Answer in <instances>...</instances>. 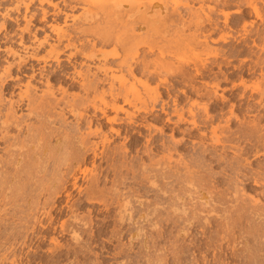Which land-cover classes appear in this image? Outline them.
Segmentation results:
<instances>
[{
    "label": "bare ground",
    "instance_id": "bare-ground-1",
    "mask_svg": "<svg viewBox=\"0 0 264 264\" xmlns=\"http://www.w3.org/2000/svg\"><path fill=\"white\" fill-rule=\"evenodd\" d=\"M82 1H87L90 4L94 3L93 5L95 10L93 9V7H90L88 9L87 14L79 20V26L74 29V32H69L68 30H63L61 28L53 26V33L56 37L55 43L53 45H49L50 43L48 42V36L45 37L44 42H40L38 45L35 44L36 46H33V44H26V42L28 43V40L30 39L29 35V39L25 41L24 34L26 31H23L22 34L20 33L19 37H17L18 39L15 38L17 35H13L14 33H8L9 30L7 32V21H17L16 17L15 19L12 18L9 12L2 15L3 22L0 23V245H4L11 239H17V237L20 236L21 238L23 237L22 245L24 247H28V244L30 242H33L34 238L37 239L40 237L45 239L47 238V236H50L51 240L53 241L56 239L57 235L62 236L66 234L68 231L66 221H60L64 216H66L65 208L62 207L63 201L59 200L61 195L65 194V198H67L66 200H69L71 198L72 191H68L69 186L70 188L73 187L75 190L78 189V191L80 192L81 190L79 189L81 184L79 185L78 182L79 180H81L80 178L83 175H86L87 172L94 173L95 176L92 180L95 184H98V180L100 179L99 173L105 172L107 170L105 169L106 167H102V169H105V171L101 169L102 172H99L100 166H97L99 164H97L98 160L104 162L105 160L114 161L115 159H117L116 162H119L118 160L121 159L122 162H119L120 164L119 166L117 165L118 167H115L116 165H111L113 164L111 162V164L108 165L109 167L107 166V168L109 169L111 167L112 169L110 168V170L113 171L120 169L122 172V169H126L127 171H131V173L134 171L137 172V167L135 168L136 164L134 162H136L138 159L136 161L133 160V158H131L132 160H128L132 153H136L137 155L142 153L143 155H147L150 158L151 162L149 163V165H145L146 163H143L140 166V164L137 163L142 170L141 171L138 167L139 171L142 172L141 174L139 173L142 179L140 178V176L139 178L142 180V184L145 183V181L147 182L149 180L150 175L154 177V180L157 179L151 184L156 185L158 184V182H160V185L158 184L159 186L156 185L157 189L153 188L156 194L152 193V195H156L157 199L159 200H164L163 202L167 200V202H170V205L172 207L174 206L172 209L173 211L171 210V213H174L173 215H175L176 218H174L173 221V219H169L173 216H169V220L165 218L164 221L167 220V223L170 222L172 223V225L177 224V227L174 226L176 227V230L181 229L178 228V225L181 224L180 226L182 227L184 225L182 224V222L185 224L187 223L189 227L186 228H190L188 230V234H190L191 230H194L195 225L197 226L198 223L200 225L199 221L202 219L200 217L202 213L206 214V217H204L205 220H212L213 222L215 221V223L221 222L219 221V218H224L228 231L230 228L232 229V231L233 228L238 229L237 227L241 225V221L244 220V218L250 220V218L254 217L255 220L256 218H259L261 221H264V206L260 208L255 205L254 207V204L256 202H254L253 206H251L252 201L250 205L251 209L245 207L249 205V202H246L245 204L247 205L245 206H243L244 204L241 205L239 203V200H241L243 197L245 198V194L242 193L239 186L238 187L240 190L237 189V182H239V180H241L242 182L246 181L247 183L253 182L256 186H264V163H261V165L256 164L258 168H254L253 161H249L250 157H253V159L256 160L257 158L264 156L263 152L260 153V150L264 149V88L263 84L260 87L252 86L250 87V89H252V93L250 95H247L246 90L249 88V86H247V81L245 79V76H254L258 70H260L261 75L264 76V58L262 57V54L264 53V30L260 31L259 29H255V22L248 23L247 21H245L251 16L252 13H254L256 15V18L264 22V17L261 16L260 10V5L264 4V1L191 0L194 3L197 2L200 4V8L198 7L199 10H193L194 8L192 7V5L190 6V0H186L185 3L175 1L172 5V8L175 11L174 14L177 13L175 14V17L176 15H179L178 17L182 18V23L176 25L173 24L176 21L172 19L174 16V14H172L173 12L170 11L172 12L170 14V9L167 8L169 7V5L159 3L157 0L155 1H157L158 3H156L155 1L154 3L153 0L149 1L151 3H135L132 0H122L121 3H115V0H111L112 3H110V1H105L106 3L104 1L101 2V0H74L75 5H70L71 9L74 10ZM146 1L144 0L143 2ZM160 1L163 2L162 0ZM34 2L35 0H29V2L27 0H20L14 9L18 12L20 6L24 5L26 11H28ZM45 2H48L50 4V0L40 1L41 4H44ZM233 3H235L237 6L236 13L238 17L231 22V14L229 12H226V9L232 7L231 5ZM170 4H172V2ZM205 5L208 6L207 9L204 8ZM184 10H186L185 12L189 15V17H191V20L188 22L186 20H183L184 16H181ZM217 12L224 16L226 20V23H224L227 25L226 27H229V29L239 26L243 28V30L245 31L243 42L246 49L228 48L227 50V48L224 46L213 48L210 45V42L217 41H223L226 44L227 42H229L230 38H233L231 37L229 32H225L219 37V39H213V35L220 30L219 24L216 22L217 19L214 18L215 13ZM42 14L44 22V20L47 19L48 14L46 10H43ZM59 14H63L65 16L66 21L70 18L69 14L60 11L54 17V22L60 21ZM164 14L172 16H167L169 17L167 21V18H164ZM32 16L34 17V15ZM170 19L171 23L169 22ZM25 30L30 33L28 29ZM187 31H191L194 33V36L196 37L197 41L196 50H199L193 66L194 73H189L188 68L183 65L166 63L156 59L154 61L149 60L147 54L145 52H141V48L143 47H147L149 52H153L156 48L161 49L160 44L163 40V33L165 32L185 33ZM54 35L52 36L54 37ZM153 36L156 37L154 38ZM34 38L38 39V37L36 38V35H34ZM51 39L53 38L51 37ZM4 41L5 43L10 42L11 45H9L8 47H3L2 43ZM62 45L63 48H60L59 46ZM47 46L49 47L46 48ZM98 46L100 48H98ZM109 46L114 47L110 52H105V50L101 49V47L104 48ZM255 48L258 50L259 53L255 52ZM253 49H255V51ZM66 53H68L67 64L63 63L61 60V57L63 55H66ZM243 54H247V59L242 60V63H240L238 66L233 65L234 70L231 73L242 79L241 85L244 87V90L243 92H241L242 94L234 96L238 97L239 101L232 103L231 100L228 99L224 94H219V91L222 89V85L229 81V74L226 71H223V68L231 66V58L242 56ZM79 58H84L87 61L94 63V65L87 66V68L83 66L84 70H82V68L79 69V67L81 66H79L77 63V60ZM221 58L225 59L219 61ZM253 59L255 60L253 61ZM248 61L249 64L247 63ZM32 62H36L37 64ZM215 69H217V71H215ZM116 73H119L120 75L117 76ZM44 78L46 80L44 83L46 89L42 84L44 87L42 89L45 90H42L43 93L38 95L39 93H37V91L39 89L37 87L38 84L36 82H39ZM106 85L108 86L107 88ZM238 85L235 83L232 86V89H236ZM72 90H79V92H75V94H72ZM69 91H72V93L70 92L71 95L69 94ZM57 92H60L62 96H60L61 94L57 96ZM175 92L178 93L175 94ZM255 95L259 96L260 99L257 100V97ZM228 104H230L229 110L225 111L226 106ZM126 107H129L132 110H129ZM24 110H26L27 113L23 115L20 114V112L22 113V111ZM67 114H70L68 116H72L76 120L75 125H68ZM248 117H253V119L248 120ZM103 120L105 121L103 122ZM221 120L225 121L224 126L223 124H221ZM217 121L219 123L215 126L214 124H216ZM232 121L237 122L240 126L246 127L245 130H239L242 129V127L239 128L238 131H232L230 128L231 126L229 125ZM56 124H59V127H56ZM95 124L97 126H95V129H92ZM171 125V135L169 137H166L165 128H169V126ZM182 126H188L189 128L186 127L182 129ZM104 128H108V130L105 131ZM141 128L143 130L145 129L147 131V134H144L141 131ZM123 133L125 134V136L123 135ZM177 135H180L181 138L179 139ZM121 136H123V138L125 137L124 142L126 143H123V145L120 144L121 146H111V144L114 143V140L120 138ZM93 138H99L100 140L96 141ZM126 140H128L129 142H127ZM53 142H55V144H53ZM243 142H247V144L244 143V147L240 144ZM189 144H191L192 147L188 146ZM209 145L212 147L210 148ZM218 146H221V148L217 150ZM221 149L222 152L224 151L222 154L220 153L221 151H219ZM228 150H231V152L233 151L232 153H234V156H232L234 158H230L228 155V157L232 159L230 161L227 160V155H223L227 153ZM181 151L186 152L183 153L185 154V157L180 155L182 158L180 156H178L177 158L176 156H174L175 154L179 155ZM217 152L220 154H218ZM158 155L162 156L156 159ZM131 156L134 157L133 155ZM186 156L188 157V159ZM174 157H176L178 160L175 161L176 158ZM173 163L179 164L178 167H175L176 165L174 164V166ZM212 164L215 165V167L218 166V168H221V166L224 165V167L222 166L223 169L221 173L218 171L217 172L219 174L212 173L215 171L209 172L207 168L208 166L212 168ZM89 165H91L92 167L89 168ZM180 165H182L183 168H181L182 166L179 168ZM83 166L84 168H82ZM89 174H87V176L92 175ZM118 174L119 173H117V177ZM128 174L129 173H127L126 176L130 175ZM119 175H121L122 178V175L124 174ZM106 176L104 179H106ZM121 178L119 177L117 179L120 180ZM87 179V181L91 180L89 178ZM122 179L124 180L126 178ZM134 179H137V177ZM92 180L90 181L91 186L93 185ZM137 180L134 181L136 182ZM131 182L132 181H130L129 183ZM212 182H214V184L217 183L219 188L220 186L221 188H224L225 186L226 189L227 186V191L224 189V192L226 193H222L221 191V193L217 192L219 190L217 188L218 186L211 185L213 184ZM181 183H186L187 186L184 184L181 187ZM116 184L115 185L117 187L118 182ZM178 184H180V187H177ZM96 185L94 188L97 189ZM87 186H89V182ZM91 186L87 188L93 189L91 188ZM211 186H216L217 188V191L213 189L217 193H219L218 195L216 193V197H213L212 195ZM113 187L111 188L112 190ZM147 187L146 191L144 190L145 187L143 188L144 195L149 194L147 193ZM125 188L126 187H124V189ZM130 188L131 187L129 184L128 190ZM130 190L129 192L131 193L133 190ZM102 191L104 190L102 189ZM134 191L135 193H137L135 189ZM239 191H241V193ZM244 191L245 189L243 190V192ZM46 192H48L49 194L47 195L48 197L46 196L47 200L45 199V202L42 203L40 199H37L35 201L36 197L34 194H38V197H41V194H45ZM88 192L90 195H92L93 198V194H100L99 192L101 191H94L95 193L93 191V193L91 191ZM118 192L120 191H117V194ZM102 193H105V191L101 192V194ZM114 194L116 195V193ZM123 194L126 195L125 192ZM139 194L140 193H138V195ZM195 194H198L199 202H197L199 203V206H201L202 209L198 207L199 210L197 208V210L189 211V209H185V207H183L185 205V198L191 199L193 198L192 196ZM228 194H230L231 198L228 197ZM242 194L244 195L242 196ZM90 195L87 194L89 198ZM127 195L130 196L132 195V193H128ZM26 196L30 199L34 196V201L32 198L31 201L33 202H28V200L25 198ZM129 196L128 198H131L133 196L136 197L135 194L131 197ZM141 197L142 196L136 197V207H134L135 205L131 206L133 201L131 203L129 201L127 203H124L128 198L125 199V201L123 200L124 202L121 200L123 203L119 202V199L118 202L122 203L120 207V215L117 214V217L119 216V228L115 227L117 223H113L115 228V231L113 232L115 233L111 232V236H113L114 234L117 235L114 237H120L121 239V237L129 235V233H131L128 227L131 226V230L135 228L136 230L134 231L137 232L133 235L131 234L132 236L129 241L138 240L142 237L144 240H146L147 236L149 235L146 236L145 234H143L145 233L143 232V226L147 225L148 229L149 227H152L153 229L158 227V223L160 222L157 221H159L160 219L158 220L157 217L160 218V216L164 214V211L161 208L157 207L155 204L159 200H154L155 203L153 204V201L150 200L153 198H148L150 201H152V203H150L148 202L149 200L145 201L143 197ZM89 198L87 197V199ZM23 199L27 200L28 202V208H26V210L22 209L25 204L21 205V208H19V204L21 203L19 202V200L21 201ZM241 201L244 202V200ZM25 202L26 201L23 200V203ZM68 202L66 201V203ZM180 203L182 206L181 208H179L180 205H178L177 207V204ZM188 203L190 204L192 203V201H189ZM256 204L260 205L258 204V201ZM48 205H50V208L49 210H46V206L48 207ZM109 206H106V212L109 211ZM166 208L168 209L169 207ZM19 209H22L24 213L28 209V213L26 212L24 223L23 221H21V223H23L22 225L20 224L21 226L17 227L16 225L15 227H13V224L16 223L14 222L16 219L23 220V218H21L23 217V213L21 212L22 214L20 213V215ZM71 209L72 208H69L68 206L67 211H74L73 209ZM120 209L118 210L120 211ZM150 210L152 211L150 212ZM223 210L225 212H228L229 214L233 213V215L231 217L225 215L220 216L222 213L219 215V212ZM168 212L170 211L168 210ZM165 214L163 215L161 220H163ZM169 214L170 213H168V215ZM153 215L156 216L155 218H157V220H152L151 216ZM234 215L237 216V218L235 217L236 219L232 218ZM136 217H138V219H136ZM109 218L111 219V217ZM44 219H46V223L44 222ZM77 219L78 218L75 217L74 220ZM247 219H245L246 224L247 222H249L247 221ZM105 220L103 219V223ZM217 220L218 222H216ZM164 221H162V223ZM210 221H208L207 223L210 224ZM84 223L85 222H83V224ZM88 223L89 222L87 221V224L84 225L89 226ZM215 223H213V225H215ZM252 223L255 225L254 221ZM221 224H219V229H221ZM260 224L262 223L260 222ZM126 225H128V229L124 231L123 228ZM249 226H247V230L244 228L246 230H244V232L251 233V231L253 230L252 233H254L252 237H255V239L253 241V238H250L252 239L250 240V242L252 243L253 241L256 244L257 242H259L258 244L260 245L259 239H262L264 242V227L261 226V230L257 228V225L255 227L250 226L252 227V230L249 231ZM161 227L162 226H160V228ZM240 227L239 228L242 229V226ZM184 228L181 229L180 235L184 234L182 233L184 232L182 231ZM199 228L198 234L200 233ZM215 228L214 231H216ZM116 229L118 230L116 231ZM223 229L224 228L222 226V230ZM240 229H238L239 234H241L240 232H242L240 231ZM204 230L201 229V232ZM222 230L220 232H222ZM78 231H71L75 238H78L80 236ZM172 231L174 230L171 229L170 232ZM210 231L212 230H209V232ZM214 231L212 232L214 233ZM162 232L163 229L161 228V231L158 230L156 232L157 237H155L153 234L151 235L153 239L154 237L155 239H158L159 237H161L162 239V237L165 235H163ZM217 233L220 234L219 231ZM98 234H100V232H97V235ZM173 234L172 236L176 235L177 233L174 235ZM192 234L194 235V233ZM203 234V232L202 235L199 234L200 236L195 234V237L199 236L200 238L204 236ZM232 234L233 233L229 234V236L227 235V237L225 236V241H227L228 237L234 238L235 235H233L234 237H232ZM235 234H237V232ZM215 235L217 237V234ZM94 236L95 235H93V238ZM99 236L101 235H98V237ZM214 236L212 235V237ZM239 236L238 239L243 238L242 235L241 237ZM193 237L194 236H192L191 238ZM216 237H214V239ZM167 238L168 237H166V240ZM169 238H171V236ZM175 238L177 239L176 236H174V238L172 239ZM117 239L120 240L119 238ZM153 239L150 238L152 242ZM161 239L159 238V241H161ZM163 239L165 240V238ZM180 239L181 240L179 241L183 243L182 238ZM210 239L214 240L213 238L209 237V240ZM224 239L220 240V242H223V244L225 242L223 241ZM246 239H248V237ZM144 240L139 241L146 243L147 241L145 242ZM236 240L237 239H235L234 241ZM190 241L191 240L189 239L188 243L192 245ZM194 241L195 240L193 239L192 242ZM15 242L17 243L19 241ZM243 242L242 244H244ZM250 242L249 244H251ZM157 243L153 244L158 245ZM185 243H187V241ZM202 243L207 244V242H201L200 244ZM149 244L148 246L151 248L152 243L149 242ZM189 244L186 245L189 246ZM233 244L235 245V243ZM11 245L12 244H10V248H12L14 244L12 246ZM171 245L172 244H170L169 246ZM177 245L179 244L177 243L176 246ZM204 245L203 247H205ZM208 245L210 246L209 243ZM261 245L263 246V244ZM117 246H119V244ZM123 246H125V244ZM182 246L179 249H181ZM192 246L194 247L196 245ZM215 246L213 247V249L216 248ZM236 246L237 245H235V248H237ZM6 247H4L5 250ZM126 248V250H128V247ZM146 248L148 247H145V251ZM150 248L147 249V252L150 250ZM156 248L159 247L156 246ZM165 248L163 247L164 250H160L166 251ZM174 248L175 247L173 246V250ZM176 248H178V246ZM176 248L175 250L177 251ZM255 248H257V245ZM7 249L10 250L9 248ZM14 249L12 248L13 251ZM209 249L210 248H208V250ZM244 249L245 248L243 247V251ZM8 250H6V252H8ZM121 250L122 251L118 254H122L123 250H125L124 247ZM157 250L158 249H156V251ZM188 250L189 249H187V251ZM143 251L144 250H142V252ZM163 251L162 253H165ZM185 251H183L181 254H183ZM243 251L240 252H242L243 254ZM10 252L12 253L13 258V255H16L14 254L16 253V251L14 253L12 251ZM153 252L151 250L152 254ZM158 252L159 250L157 251V253ZM167 252L170 254V252L172 253L173 251ZM236 252L233 254H236L234 256L238 257L239 255H237ZM139 253L141 254V252ZM144 253H142V255L147 256L146 253ZM162 253L160 251L159 254L162 255ZM255 253L256 252H254V254ZM6 254L7 253H4L0 257L1 264L7 257H9L8 255L6 256ZM29 254L27 257H29ZM115 254L117 255V253ZM115 254H113L114 257L116 256ZM179 254H177V256H174V258L178 256L180 258ZM242 254L240 255L242 256ZM156 255L158 256V254ZM118 256L119 255H117L116 258ZM143 256L142 258H144ZM40 257L42 256H38L37 258L40 259ZM127 257H124V260H126L125 258ZM137 257L138 256L135 255L134 259L136 260ZM139 257H141V255ZM182 257L180 259H182ZM245 257L244 259L247 258ZM9 258L11 259V257ZM128 258L130 260V257ZM179 258H177V260ZM110 259H112V256ZM114 259L112 260V262H114ZM147 259L148 258L146 257L144 261H146ZM156 259L157 258H155L154 261L159 262V260ZM244 259L243 261H241V263H244ZM51 260L52 259L48 261ZM148 261L150 262L151 259H149ZM148 261L146 263H148ZM174 261L172 260V262ZM250 261L252 260L250 259ZM15 262L16 261H14V263ZM38 262H40V260H38ZM109 262L111 261L109 260ZM178 262L180 261L178 260Z\"/></svg>",
    "mask_w": 264,
    "mask_h": 264
},
{
    "label": "rangeland",
    "instance_id": "rangeland-1",
    "mask_svg": "<svg viewBox=\"0 0 264 264\" xmlns=\"http://www.w3.org/2000/svg\"><path fill=\"white\" fill-rule=\"evenodd\" d=\"M20 0H1L0 1V3H1V14H0V23H2L3 22V18H2V15L3 14H5V13H7V12H9L10 14H11V17L12 18H14L15 19V17H16V19H17V21H10V20H8L7 21V26H8V29H7V32H8V30H9V32L8 33H10V34H13V35H17L15 38H17V37H19V35H20V33L22 34V32L24 31H26L27 32V30H25V29H28L29 31H30V33H26L25 32V41H27L28 39H29V35H30V39L28 40V43L26 42V44H28V45H32L33 44V46H36V45H38L40 42H44L45 41V37H49V39H48V42L50 43L49 45H53L54 43H55V35H54V33H53V26H55V27H57V28H61V29H63V30H68L69 32H74V29L75 28H77L78 26H79V24H78V22H79V20L82 18V17H84L86 14H87V12H88V9L91 7H93V9H94V3H92V4H90L89 2H84V1H82L79 5H78V7H76L74 10L73 9H71V6L70 5H75V3H74V0L72 1V0H50V4L48 3V2H45L44 4H41L40 3V1H42V0H35V2L31 5V7H30V9L28 10V11H26V9H25V7H24V5H22V6H20V9H19V11L17 12L14 8L16 7V5L18 4V2H19ZM28 2H29V0H27ZM45 1H47V0H45ZM90 1H93V0H90ZM100 1V0H99ZM102 1H106V2H108V1H110V3H112V1L111 0H101V2ZM114 1V0H113ZM116 2L115 3H121L122 2V0H115ZM133 2H135V3H137V2H142V3H147V2H149L150 0H145L146 2H143L144 0H132ZM152 1V0H151ZM155 0H153V2H154ZM159 3H163L164 5H169V7H167V8H169L170 10H169V12L170 11H172V12H170V14L172 13V14H174V9L172 8V5H173V2H175V1H179V2H182V3H185L186 2V0H162L163 2H161L160 0H157ZM157 1H155L156 3H158ZM264 1V0H263ZM105 2V3H106ZM154 2V3H155ZM165 2V3H164ZM168 2V3H167ZM172 2V4H170ZM149 3H151V2H149ZM148 3V4H149ZM20 4V3H19ZM147 4V5H148ZM192 5V7L194 8H192L193 10H199V8H200V4L199 3H197V2H193V1H191L190 0V6ZM212 5H214V4H212ZM264 4H261L260 5V10H261V16L262 17H264V6H263ZM232 7H229L228 9H226V12H229L230 14H231V19H230V21L232 22L234 19H236L237 17H238V15H237V13H236V10H237V6H236V4L235 3H233L232 5H231ZM235 6V7H234ZM174 7V6H173ZM199 7V8H198ZM207 5H205L204 6V8L205 9H207ZM13 9V10H12ZM92 9V10H93ZM43 10H46V12H47V19L46 20H44V22H43V17H42V13H43ZM95 10V9H94ZM181 10H182V7H181ZM60 11H62V12H65V13H67V14H69L70 15V18L66 21L65 20V16L63 15V14H59V17H60V21L59 22H54V17L60 12ZM186 10H184L183 12H184V14H183V12H182V14H181V16L184 18L183 20H186L187 22L188 21H190L191 20V17H189V15L185 12ZM175 14H177V13H175ZM175 14H174V16H173V20H176L175 21V23H173L174 25H176V24H180V23H182V18L181 17H178L179 15H176V17H175ZM32 15H34V17L32 16ZM32 16V17H31ZM167 16H172V15H167V14H164V18H167V21H168V19H169V17H167ZM215 17V19H217V23L219 24V28H220V30L219 31H217L214 35H213V39H215V40H217V39H219V37L222 35V34H224L225 32H229L230 33V35H231V37H233V38H230L229 39V42H227L226 44L223 42V41H217V42H210V45L213 47V48H218V47H226L227 48V50H228V48H230V49H246V47H245V45H244V42H243V37H244V34H245V31L243 30V28L242 27H233V28H230L229 29V27H226L227 25L225 24L226 23V20H225V18H224V16L222 15V14H220V13H215V15H214ZM27 17V18H26ZM49 17V18H48ZM34 18V19H33ZM178 19V20H177ZM42 20V21H41ZM172 20V21H173ZM257 20V21H256ZM28 21V22H27ZM245 21H247L248 23H251V22H255V25H254V27H255V29H259L260 31L262 30H264V22H262L260 19H258V18H256V15L254 14V13H252L251 14V16L249 17V18H247ZM169 22L171 23V19L169 20ZM225 22V23H224ZM30 25V26H29ZM52 25V26H51ZM75 25V26H74ZM28 27V28H27ZM24 29V30H23ZM222 33H221V32ZM17 34H16V33ZM264 32V31H263ZM49 34V35H48ZM54 35V37L52 36V35ZM34 35H36V38L38 37V39H35L34 38ZM27 37V38H26ZM33 37V38H32ZM51 37L53 38V39H51ZM154 38L156 37V36H153ZM159 37V36H158ZM18 39V38H17ZM16 39V40H17ZM33 39V40H32ZM153 39V38H152ZM238 39V40H237ZM242 39V40H241ZM34 40H36V41H34ZM54 40V41H53ZM18 41V40H17ZM34 41V42H33ZM64 43H66V42H64ZM36 44V45H35ZM9 45H11V43L10 42H6L5 43V41L2 43V46L3 47H8ZM79 45V44H78ZM49 46H47L46 48H48ZM60 48H63V45L62 46H59ZM160 47H161V49H159V48H156L153 52H149L148 51V48L147 47H143V48H141V52H145L146 54H147V57H148V59L149 60H152V61H154L155 59L156 60H161V61H163V62H166V63H174V64H176V65H183V66H186V68H188V71H189V73H194V68H193V66H194V62H195V59H196V57H197V54H198V52H199V50L197 49L196 50V47H197V41H196V37L194 36V33L193 32H191V31H187V32H185V33H175V32H165V33H163V40H162V42H161V44H160ZM98 48H100L99 46H98ZM104 48H106V49H104ZM101 47V49H103V50H105V52L107 51H112V49L114 48L113 46H109V47ZM256 49V48H255ZM255 49H253L254 51H255ZM255 52H257V53H259L258 52V50L256 49V51ZM67 56H68V53H66V55H63L62 57H61V60H62V62L63 63H65V64H67ZM247 54H243L242 56H238V57H233V58H231V66H228V67H226V68H223V71H226L228 74H229V81L227 82V83H224L223 85H222V89L219 91V94H224L228 99H230L231 100V102L232 103H234V102H236V101H239V98L238 97H234V96H237V95H239V94H242L241 92H243V90H244V87L241 85V81H242V79L240 78V77H238V76H236V75H234V74H232L231 72L234 70L233 69V65H235V66H238L240 63H242V60H244V59H247ZM262 57L264 58V53L262 54ZM262 58V59H263ZM223 59H225V58H223ZM222 58L219 60V61H221V60H223ZM255 59H253V61H254ZM32 63H36V62H32ZM77 63H78V65L80 66L79 67V69L80 68H82V70H84V68H83V66L85 67V68H87V66H91V65H94V63H91L90 61H87L86 59H84V58H79L78 60H77ZM80 63V64H79ZM84 63V64H83ZM85 63H87V64H89V65H87V64H85ZM91 63V64H90ZM248 64H249V61L247 62ZM37 64V63H36ZM71 71H72V69H71ZM215 71H217V69H215ZM116 75L118 76V75H120L119 73H116ZM220 77H222V76H220ZM245 79H246V81H247V86H249V88L246 90V93H247V95L249 94H251L252 93V89H250V87H252V86H258V87H260L262 84H263V88H264V76L263 75H261V72H260V70H258L257 71V73L254 75V76H245ZM44 80V81H43ZM43 80H41V81H39V82H41V83H39L38 81L36 82L37 84V87H38V91H37V93H39L38 95H40V94H42L43 93V91L46 89V86H45V78L43 79ZM239 84L238 85V87L236 88V89H232V86L234 85V84ZM44 85V87H45V89H42V88H44L43 87V85ZM108 86L106 85V88H107ZM226 89V90H225ZM43 90V91H42ZM40 91V92H39ZM72 91H73V93H72ZM72 91H69V94L71 95V93L72 94H75V92H79V90H77V91H74V90H72ZM71 92V93H70ZM223 92V93H222ZM58 94H57V96L59 95V94H61L60 92H57ZM178 92H175V94H177ZM69 95V96H70ZM60 96H62V94L60 95ZM256 97H257V100H259L260 99V97L259 96H257V95H255ZM59 98V97H58ZM235 98V99H234ZM237 98H238V100H237ZM229 106H230V104H228L227 106H226V109H225V111H228L229 110ZM127 109H129V110H132L131 108H129V107H126ZM24 112V113H23ZM27 113V111L26 110H24V111H22V113L20 112V114H26ZM68 115H70V114H67V116ZM248 120H252L253 119V117H248L247 118ZM67 123H68V125L70 126V124H73V125H75V123H76V120L72 117V116H68L67 117ZM74 120H75V122H74ZM105 120H103V122H104ZM222 121V123L221 124H223V126L225 125L224 123H225V121H223V120H221ZM69 122H73V123H69ZM218 121L216 122V124H214L215 126L216 125H218ZM231 127V130L232 131H238V129L239 128H242V129H239V130H245V128L246 127H244V126H240L237 122H235V121H232L230 124H229ZM56 127H59V124H56L55 125ZM95 126H97L96 124L92 127V129H95ZM117 127V126H116ZM189 128L188 126H182V129H184V128ZM119 128V127H118ZM172 128V125L171 126H169V128H165V135H166V137H169L170 135H171V129ZM104 130L105 131H107L108 130V128L106 129V128H104ZM139 130V129H138ZM141 131L144 133V134H147V131L144 129H142L141 128ZM196 133V132H195ZM123 135L125 136V134L123 133ZM177 137L180 139L181 138V136L180 135H177ZM125 138V137H124ZM123 138V136H121L120 138H117V139H115L114 140V143H112L111 144V146L112 145H117V146H121L120 144H122L123 145V143H126V142H124V139ZM93 139H95L96 141L98 140H100L99 138H93ZM95 140H93V141H95ZM127 142H129L128 140H126ZM142 142V141H141ZM247 144V142H243V143H240L241 144V146H245V144ZM53 144H55V142H53ZM188 146H191V144H189ZM243 146V147H244ZM192 147V146H191ZM209 147L211 148L212 146H210L209 145ZM219 148H221V146H218L217 147V150L219 149ZM219 151H221L220 153L222 154L223 152H222V149L221 150H219ZM233 152V151H232ZM231 152V150L229 151H227V153H225V154H223L224 156H226V157H228V155H229V157L230 158H234V157H232V156H234V153H232ZM264 153V149L263 150H260V153ZM135 153V152H134ZM183 153H186V152H180V154L179 155H174V156H176L177 158H178V156H183V157H185V154H183ZM218 153V152H217ZM220 153H218V154H220ZM230 153V154H229ZM136 154V153H135ZM131 154V155H133L134 157H132L131 155H130V158L128 159V160H132L131 158H133V160H137L136 162H134L135 164H136V166H135V168H136V170H137V172L136 171H134V172H132L131 173V171H127L126 169H122V172H121V170L120 169H117L115 172L113 171V170H110V168L108 169L107 168V166L108 165H110L111 164V162L113 163V164H111V165H116L115 167H118L119 166V164L122 162V160L121 159H119L118 161L120 162H116L117 161V159H115L114 161H100V160H98V162H97V166H100L99 168H100V170H99V172H102V170L103 171H105V169H107L105 172H102V173H99L100 175H99V178L101 179H99L98 180V184L96 185L94 182H93V180L92 179H94V173H92V172H87L86 173V175L84 176H82L80 179L81 180H79V182H78V184L80 185V189L79 190H81L80 192L78 191V189L77 190H75L72 186V188H70V186H69V189H68V191L69 190H71L70 192H71V198L69 199V200H66L67 198H65V194H63V195H61V197L59 198V200H62L63 202H62V207H64L65 208V211H66V216H64L60 221H66V226H67V229H68V231H67V233L66 234H64V235H57V237H56V239L55 240H51V238H50V236H47V238H45V239H43V238H37V239H33V242H30L29 243V241H28V247H24L23 245H22V241H23V237L21 238L20 236V238L19 237H17V239L15 238V239H11L9 242H10V244H14L13 246H12V248L14 249V251L12 250V248H10V244H9V242H7L6 244H4V245H6V246H8V247H6V246H4V245H0V247H1V250H0V252H1V254H0V257L2 256V254H4V253H7L6 254V256L8 255L9 257H11V259L9 258V257H7L6 259H8V260H4L3 261V263L2 264H29L30 263V261H31V263L30 264H40V263H43L44 261V263L43 264H120V263H124V264H126V262H127V264L128 263H130L131 261V263L130 264H134V262H135V264H137V262H138V264H149L150 262H152V263H150V264H165V263H167L168 262V260H169V262L167 263V264H171V263H173V264H218V263H220V264H264V242H263V240L262 239H259V241H260V245L258 244L259 242H257V244L255 243V242H253L254 241V239H255V237L253 238L252 237V235H253V233H252V227L254 226H258L257 228L258 229H261L262 230V228H261V226L264 224L263 222L264 221H261L259 218H256V220H255V218L254 217H252V218H250V220L249 219H247V218H244V220H242L241 222V225L240 226H242V229H240L239 227H237L238 229H240V231H242V232H240L241 234H239V230L238 229H236V228H233V231H232V229L230 228L229 229V231L227 230V226H226V224H225V220H224V218L222 219V218H219V221H221L222 222V224H221V222H218V220L216 221V222H218V223H215V221L213 222L212 220L210 221V220H205L204 219V217H206V214H204V213H202L201 214V218H199V219H201L199 222H200V225H199V223L197 224V226L195 225V227H194V230H191V232H190V234H188L189 232H188V230L190 229H187L188 227H189V225L186 223H183L182 222V224H184L182 227L180 226V225H178L179 227L178 228H184L182 231H184V232H182V233H184V234H182V235H180L181 234V229H178V230H176V225H172V223H167V220H169V219H173V221H174V218H176V216L175 215H173L174 213H171V210L173 209V207L170 205V202L168 201L167 202V200H165V202H163L162 200H159V199H157V197H156V195L154 196V194H156L155 193V191L153 190V188L154 189H157L156 188V185H160V182H158V184H156V185H153V184H151V183H153L155 180H157V179H155L154 180V177L153 176H151L150 175V178H149V180L151 179V180H153V181H145V183H143L142 184V177H141V164H145V165H149V163L151 162V160H150V158L147 156V155H143L142 153H140V154ZM142 154V155H141ZM183 154V155H182ZM233 154V155H232ZM137 156H138V158H137ZM160 156H162V155H158L157 157H156V159H158V157L160 158ZM180 156V157H181ZM251 156V155H250ZM141 157H142V159H141ZM176 157H174V158H176ZM180 157H179V159H180ZM187 157V156H186ZM227 158V160H232V159H230V158ZM176 158V160L175 161H177L178 159ZM182 158V157H181ZM260 158V159H259ZM259 158H257L256 160L258 161V163H257V161L256 160H254L253 159V157H250L249 158V161L250 162H252L253 161V164H254V168L256 167V168H258V166H256V164H260L261 165V163H264V156H261V157H259ZM187 159H188V157H187ZM260 160V161H259ZM139 161V162H138ZM143 161V162H142ZM107 162V163H106ZM109 162V163H108ZM116 164H115V163ZM255 162V163H254ZM102 163V164H101ZM140 164V166L138 165V164ZM134 164V165H135ZM175 163H173V165H174ZM118 165V166H117ZM176 165V166H175ZM174 166L175 167H178V165L179 164H175ZM213 165V164H212ZM211 165V166H212ZM263 165V164H262ZM173 166V167H174ZM182 165H180L179 166V168L181 167ZM213 166H214V169H213ZM212 166V168L210 167V166H208V168H207V170H209V172H212V171H215V172H212V173H214V174H216V173H218V172H220L221 173V171H222V169H223V167H224V165H222L221 166V170L218 168V166L217 167H215V165H213ZM89 168H91L92 166L91 165H89L88 166ZM102 167H106L105 169H102ZM109 167V166H108ZM140 168V170L141 171H139V168ZM82 168H84V166L82 167ZM181 168H183V166L181 167ZM210 168V169H209ZM102 169V170H101ZM112 169V168H111ZM126 170V171H125ZM220 170V171H219ZM111 171V172H110ZM113 171V172H112ZM218 171V172H217ZM124 172V173H123ZM125 172H126V174L127 173H129L128 175L129 176H126V174H125ZM136 172V173H135ZM208 172V173H209ZM90 173V174H89ZM110 173V174H109ZM117 173H119V174H124V175H122V178H126V179H122L121 178V175H119L118 174V177H117ZM140 173V174H139ZM36 174V173H35ZM87 174H89V175H91V176H87ZM102 174V175H101ZM135 174H136V176H135ZM219 174V173H218ZM38 175V174H37ZM107 175V176H106ZM132 175H133V177H132ZM153 175V174H152ZM87 176V177H86ZM100 176H103V177H100ZM105 176H106V179H104L105 178ZM135 176V177H134ZM139 176H140V178H139ZM86 177V178H85ZM91 177V178H90ZM121 178L120 180L119 179H117V178ZM128 177V178H127ZM137 177V179H134V178H136ZM87 178H89V179H91L92 180V184L94 185H96V187H97V189L96 188H94L95 187V185H94V187H93V185L91 186L90 185V181L91 180H89V181H87L88 179ZM86 179V180H85ZM130 179V180H129ZM140 179V180H139ZM242 179V178H241ZM105 180V181H104ZM117 180V181H116ZM134 180H137L136 182L134 181ZM120 181V182H119ZM128 181V182H127ZM130 181H132L131 183H129ZM88 182H89V186H87L88 185ZM118 182V186H120V187H116V183ZM123 184H122V183ZM125 182V183H124ZM139 182V183H138ZM149 182V183H148ZM240 182H242L241 180H239V182H237V189L238 190H240L241 189V191H242V193H244V194H242V196L244 195L245 196V198L247 199H245L244 197L242 198V196H241V200H244V202L243 201H241V200H239L240 202V204L242 205V204H244L243 206H245V205H247V204H245L246 202L248 203L249 202V205H247V206H245L246 208H248V209H251V206H253V203L254 202H256L257 203V201H258V204H260V205H257L256 203L254 204V207H255V205L256 206H258V207H260V208H262L263 206H264V186H256L253 182H250V183H247L246 181H244V182H242V183H240ZM116 185H115V184ZM127 183V184H126ZM134 183V184H133ZM137 185H136V184ZM147 183V184H146ZM157 183V182H156ZM213 184H211V185H216V186H218V184L216 183V184H214V182H212ZM247 183V184H246ZM115 186H114V185ZM129 184H130V189L131 190H133L131 193H132V195H136V197L138 196V197H140V196H142L143 197V199L145 200V201H148L150 198H153V199H150V200H152L153 201V204L155 203L154 202V200L155 201H157V200H159V201H157L155 204H156V206L157 207H159V208H161L163 211H164V214H165V211H166V214H165V217L163 218V220H161L162 219V217H163V215H161L160 216V218L159 217H157L158 218V220L159 221H157V222H160V223H158V227L160 228V226H162L161 228L163 229V237H162V239H161V237H159L160 239H161V241H159V238L156 240L155 239V237H157L156 235V232L158 231V230H160L161 231V228L159 229L158 227H156V228H152V230H151V228L149 227V229H148V227H147V225L144 227L143 226V228H144V230H143V232H145V233H143V234H145L146 236L147 235H149V236H147V239L146 240H144L143 239V237L141 238V239H138V240H133V241H129L130 239H131V236L133 235V234H135L137 231H134V230H136L134 227V229L133 230H131L132 229V227L131 226H128V225H126L123 229H124V231H126L127 229H128V227H129V230L131 231V233H129V235H126L127 236V238H126V236H123V237H121V239H120V237H117V238H119L120 240H118L116 237H114V236H117V235H114L113 234V236H111L112 234H111V232H113V231H115V228H114V224L113 223H117L116 224V226L115 227H117V228H119V225H118V218H119V216L117 217V214L118 215H120L119 213L121 212V209H120V207H121V205H122V203L125 201V199H127L128 198V196L129 195H127L128 193L129 194H131L130 192H129V190H128V188H129ZM131 184H132V186H131ZM185 185H186V183H184ZM183 183H181V187H182V185H184ZM101 187H100V186ZM127 185V186H126ZM135 185V186H134ZM143 185V186H142ZM150 185H152V186H150ZM158 185V186H159ZM180 184H178L177 185V187H180L179 186ZM91 186V188H93V189H88L89 187ZM114 186V187H113ZM122 186V187H121ZM135 188H134V187ZM142 186V187H141ZM148 186V187H147ZM155 186V187H154ZM187 186V185H186ZM216 186H211L212 188V190L213 189H219L217 192H222V193H226V192H224L226 189H227V186H226V189H225V186H224V188H221V186H220V188H219V186L216 188ZM240 187V189H239V187ZM88 187V188H87ZM100 187V188H99ZM108 187V188H107ZM113 187V190L111 189ZM124 187H126L125 189H124ZM138 187V188H137ZM145 187V191H146V187H147V193H149L148 195H144L143 194V192H144V190H143V188ZM152 188V190H151V188ZM183 187H185V186H183ZM99 188V189H98ZM105 188H106V190H105ZM116 190H115V189ZM118 188H119V190H118ZM133 188V189H132ZM137 188V189H136ZM140 188V189H139ZM176 188V187H175ZM94 189H96L98 192H99V190L101 191V192H104L105 191V193H102L101 194V192H99L100 194H96L95 192H97L96 190H94ZM102 189L104 190V191H102ZM108 189V190H107ZM121 189V190H120ZM134 189L137 191V193H135V191H134ZM178 189V188H177ZM220 189H222V190H220ZM225 189V190H224ZM245 189V191L243 192V190ZM112 190V191H111ZM130 190V191H131ZM143 190V191H142ZM211 190V192H212V195H213V197H216L219 193H217L215 190H213L212 191ZM88 191H95L94 193L96 194H93V198H92V195H90L89 194V192ZM109 191H110V193H109ZM115 191V192H114ZM117 191H120V192H118V194H117ZM122 191H123V193L125 192V194L127 195H124L123 193H122ZM128 191V192H127ZM140 191V192H139ZM152 191V192H151ZM215 191V192H214ZM227 191V190H226ZM241 191H239L240 193H241ZM83 192V193H82ZM90 192V193H91ZM92 192V193H93ZM112 192H113V194H112ZM133 192H134V194H133ZM215 194H214V193ZM220 192V193H221ZM91 193V194H92ZM108 193H109V195H108ZM114 193H116V195H118V196H116ZM138 193H140L139 195H138ZM152 193H154L153 195H152ZM216 193H217V195H216ZM240 193H239V196H240ZM43 194V195H42ZM41 194V197L39 196L38 197V194L36 195V194H34L35 195V201L37 200V199H40L41 200V202L43 203V202H45L47 199H46V196L49 194L48 192H46L45 194L44 193H42ZM87 194L88 195H90V198L91 199H93V200H91L90 198H89V196H87ZM112 194V195H111ZM142 194V195H141ZM161 194V193H160ZM116 197H115V196ZM122 195V196H121ZM132 195H130L129 197H131ZM145 197H144V196ZM43 196V197H42ZM115 197V199H117V200H115L114 199V197ZM124 196V197H123ZM126 196V197H125ZM150 196V197H149ZM34 197V196H33ZM32 197V198H33ZM38 197V198H37ZM48 197V196H47ZM87 197L90 199V201H89V199H87ZM135 196H133V197H131L132 199H134V200H132L131 198H128L124 203H127L128 201L131 203L132 201L134 202H132V205L131 206H134L135 205V202H136V198ZM141 197V198H142ZM155 197H156V199H155ZM193 198H191V199H187V198H185V205L183 206V207H185V209H189V211L191 210V211H193V210H197V208L198 207H200V209H202L201 208V206H199V198H198V194H195V195H193L192 196ZM228 197H230V194H228ZM27 200H28V202L29 201H31V199L30 198H28L27 196L25 197ZM62 198H65V199H62ZM149 198V199H148ZM198 198V199H197ZM231 198V197H230ZM46 199V200H45ZM48 199H50V198H48ZM119 199H120V201H119ZM24 201H26L27 202V200H25V199H23ZM23 200H19V202H21L20 204H19V208H21V205H24L23 207H22V209L23 210H26V208H28L27 207V205H28V202L26 203H23ZM123 202H122V201ZM148 201V202H150V203H152V201ZM188 200V201H187ZM196 202H195V201ZM249 200V201H248ZM254 200V201H253ZM257 200V201H256ZM33 201H34V198H33ZM33 201H31V202H33ZM66 201L68 202V201H70V202H68V203H66ZM113 201V202H112ZM115 201V202H114ZM122 202V203H119V202ZM189 201H192V203H188ZM198 201V202H197ZM251 201H252V205H251ZM116 202H117V204H116ZM162 202V203H161ZM243 202V203H242ZM66 203V204H65ZM106 203H108V204H106ZM114 205H113V204ZM158 203H159V205H158ZM161 203V204H160ZM196 203V204H195ZM68 204V205H67ZM109 204H110V206H109ZM152 204V205H153ZM163 204H164V206H163ZM169 204V205H168ZM187 204V205H186ZM189 204V205H188ZM51 205V204H50ZM50 205H48V207L46 206V210H49V208H50ZM66 205V206H65ZM113 205V206H112ZM119 205V206H118ZM178 205H180L179 206V208H181L182 206H181V203L180 204H177V207H178ZM195 205V206H194ZM251 205V206H250ZM68 206H69V208H72L74 211H72L73 212V214H72V212L71 211H67L68 210ZM71 206V207H70ZM106 206H109V211L108 212H106L107 211V209H105V208H107ZM137 206V204L134 206V207H136ZM169 207L168 209L166 208V207ZM187 206V207H186ZM192 206H194V207H192ZM197 206V207H196ZM230 206V205H229ZM250 206V207H249ZM24 207H25V209H24ZM154 207V206H153ZM190 207V208H189ZM152 208V207H151ZM20 210L19 209V214L21 213L22 215H23V217H21V218H23V220L22 219H20V220H18V219H16L14 222H16V223H14L13 224V227H15L16 225H17V227L18 226H21L23 223H24V218L26 217V212L28 211V209H27V211L24 213V211L23 210ZM71 209V210H72ZM118 209H120V211L118 210ZM167 209V210H166ZM263 209H264V207H263ZM118 210V211H117ZM168 210L170 211V212H168ZM198 210H199V208H198ZM152 210H150V212H151ZM173 211V210H172ZM102 212V213H101ZM118 212V213H117ZM28 213V212H27ZM109 213V214H108ZM111 213V214H110ZM116 213V214H115ZM168 213H170L169 215H168ZM207 213V212H206ZM222 213V214H221ZM224 213V214H223ZM20 214V215H21ZM152 214V213H151ZM221 214V215H220ZM116 215V216H115ZM200 215V214H199ZM203 215H205V216H203ZM219 215L220 216H232L233 215V213L231 214H229L228 212H225L224 210L223 211H220L219 212ZM77 217L78 219L77 220H74L75 219V217ZM114 216H115V219L117 220H115L114 219ZM171 217V216H173V217H171V218H169L168 219V217ZM203 216V217H202ZM19 217V218H20ZM109 217H111V219L113 220H111ZM156 216L155 215H153V216H151V218H152V220H157V218H155ZM237 218V216L236 215H234L232 218L234 219V218ZM107 218V219H106ZM150 218V217H149ZM165 218L167 219L166 221H164L165 220ZM235 218V219H236ZM254 218V219H253ZM66 219V220H65ZM82 219V220H81ZM103 219L105 220V221H107V222H105L104 221V223H103ZM136 219H138V217H136ZM245 219H247V221H249V222H247V224H246V221H245ZM258 219V220H257ZM81 220V221H80ZM175 220H177V219H175ZM18 221H19V223H18ZM21 221H23V223H21ZM46 221V219H44V222ZM87 221L89 222L88 223V225L89 226H87V225H84V224H87ZM92 221V222H91ZM114 221H116V222H114ZM162 221H164V222H166V223H162ZM208 221H210V224L209 223H207ZM230 221H232V220H230ZM254 221V223H255V225L252 223ZM256 221H257V223H256ZM83 222H85L84 224H83ZM110 222V223H109ZM204 222H206V223H204ZM215 223V225H213V223ZM243 222H244V224H243ZM260 222L262 223V224H260ZM18 223V224H17ZM46 223V222H45ZM90 223H92V224H90ZM109 223V224H108ZM162 223V224H161ZM204 223V224H203ZM21 224V225H20ZM105 224V225H104ZM178 224H179V222H178ZM202 224V225H201ZM208 224V225H207ZM212 224V225H211ZM218 224V225H217ZM219 224H221V229H219L220 227V225ZM225 224V225H224ZM252 224H253V226H252ZM259 224H260V226H259ZM82 225V226H81ZM92 225V226H91ZM166 226V227H168V228H166V227H164V226ZM172 226V227H170V226ZM205 226V228H204V226ZM252 226V227H250L249 226V228H248V230L250 231V230H252L251 231V233L249 232V233H245L244 232V230L246 229L247 230V226ZM83 226H85V227H83ZM87 226V227H86ZM101 226H103V227H101ZM128 226V227H127ZM174 226H176V227H174ZM200 228H199V227ZM218 226V227H217ZM222 226H223V228L226 230H224V233H223V230H222ZM225 226H226V228H225ZM244 226H246V227H244ZM90 227H91V230H90ZM169 227H170V229H169ZM187 227V228H186ZM210 229H209V228ZM216 227V228H215ZM262 227H264V225L262 226ZM80 228H82L83 229V232H82V229H80ZM102 228V229H101ZM147 230H149V231H147ZM165 228V229H164ZM198 228H199V230H200V235H202V232L204 233L203 235L204 236H202V237H204V238H202V237H200L199 238V234H198ZM207 228V229H206ZM214 228H215V230L216 231H214ZM245 228V229H244ZM85 229H86V231H88V232H86L85 231ZM114 229V230H113ZM122 229V230H123ZM171 229L172 230H174V231H172V232H170L171 231ZM187 229V230H186ZM201 229L202 230H204V231H202L201 232ZM212 230V231H214V233L212 232V231H210L209 232V230ZM218 229V230H217ZM72 230H75V231H78V230H81V231H78V233L80 234V236L78 237V238H75L74 236H73V234H72ZM96 230H97V232L99 233L100 232V234H98V235H101V236H99L98 237V235H97V232H96ZM111 230V231H110ZM118 229H116V231H117ZM166 230H167V232H166ZM169 230V231H168ZM196 230V231H195ZM207 230V231H206ZM222 230V232H220ZM238 230V231H237ZM245 230V231H246ZM10 231V230H9ZM8 231V232H9ZM93 231V232H92ZM95 231V232H94ZM103 231V232H102ZM105 231V232H104ZM134 231V232H133ZM155 231V232H154ZM165 231V232H164ZM178 231H180V232H178ZM219 231V233L220 234H218L217 232ZM106 232H107V234H106ZM170 232V233H169ZM187 232V233H186ZM209 234H208V233ZM216 232V233H215ZM228 234H227V233ZM237 232V234H235ZM81 233H82V235H81ZM90 233V234H89ZM92 233V234H91ZM113 233H115V232H113ZM150 233V234H149ZM155 233V234H154ZM176 234V235H174V234ZM179 233V234H178ZM186 233V234H185ZM192 233H194V235L192 234ZM231 233H233L232 234V237H234L233 235H235V237H236V235H237V237L235 238H231V237H228V239H227V241H225V236L227 237V235L229 236V234H231ZM132 234V235H131ZM142 234V235H143ZM151 234H153L155 237H154V239H153V237H152V235ZM168 234V235H167ZM172 234L174 235V236H176L177 237V241H179V240H181L180 238H182V241H183V243L181 242V241H179V242H177L175 239H172V238H174V236H172ZM195 234H197V235H199V236H196L195 237ZM215 234H217V237H216V235ZM224 234H226V235H224ZM249 234V235H248ZM90 235V236H89ZM92 235V236H91ZM93 235H95L94 236V238H93ZM167 235V236H166ZM171 236V238H169L170 236ZM178 235V236H177ZM187 235H188V237H187ZM212 235L214 236V237H216L215 239H214V237H212ZM219 235V236H218ZM224 237H223V236ZM240 235V236H239ZM241 235H242V239L241 238H239L238 239V236L239 237H241ZM247 235V236H246ZM251 235V236H250ZM181 236V237H180ZM184 236H185V238H187V239H185L184 238ZM190 236V237H189ZM192 236H194L193 238H191ZM231 236V235H230ZM246 236V237H245ZM250 236V237H249ZM148 237H149V239H148ZM166 237H168L167 238V240H166ZM180 237V238H179ZM206 237H207V239L209 240V237L210 238H213L214 240H212V239H210L209 240V242H208V240L206 239ZM248 237V239H246ZM112 240H111V239ZM124 238H126V239H124ZM150 238L151 239H153V242H152V240H150ZM163 238H165V240L163 239ZM199 238V239H198ZM225 238V239H224ZM230 238V239H229ZM250 238H253V241H252V243L250 242V240H252V239H250ZM117 239V240H116ZM189 239L191 240L190 241V243H192V245H196V246H192L191 244H189L188 242H189ZM193 239L195 240L194 242H192L193 241ZM221 239H224L223 241H225L224 242V244H223V242H220V240ZM234 239H237L236 241H232V240ZM15 240V241H19V242H13V241ZM139 240H144L146 243H143L142 241H139ZM163 240V241H162ZM170 240V241H169ZM171 240H173V241H171ZM174 240H175V242H174ZM187 241V243H185L186 241ZM199 241V243H198V241ZM201 240V241H200ZM238 240H239V243H238ZM241 240V241H240ZM247 240H249V241H247ZM123 241V242H122ZM156 241V242H155ZM197 241V242H196ZM214 241V242H213ZM243 241H245V242H243ZM129 242V243H128ZM132 242V243H131ZM149 242H151L152 243V247L150 248L149 246H148V244H149ZM158 242V243H157ZM172 242V243H171ZM181 242V243H180ZM201 242H207V244H203L205 247H203V245L202 244H200ZM228 242H229V244H228ZM242 242L244 243V244H242ZM249 242L251 243V244H249ZM126 243H128V244H126ZM148 243V244H147ZM153 243H157L158 245H155V244H153ZM169 243V244H168ZM179 244V245H177L178 246V248H176L177 246H176V244ZM195 243V244H194ZM196 243H198V244H196ZM208 243L210 244V246L208 245ZM219 243H220V246H219ZM233 243H235V245H237L236 247L237 248H235V245L233 244ZM237 243V244H236ZM241 243V244H240ZM8 244V245H7ZM119 244V246H121V247H119V246H117ZM125 244V246H123ZM146 244V245H145ZM170 244H172L171 246H172V248H171V246H169ZM175 244V245H174ZM186 244H189V246H191V247H189V246H187ZM213 244V245H212ZM218 244V245H217ZM222 244V245H221ZM233 244V245H232ZM253 244V245H252ZM255 244V245H254ZM261 244H263V246L261 245ZM31 245V246H30ZM150 245V244H149ZM165 245H166V248H165ZM183 245V246H182ZM187 247H189V248H187ZM206 245H207V247H206ZM215 245H217V246H215ZM241 247H240V246ZM246 245H247V247H246ZM256 245H257V248H255L256 247ZM16 246V247H15ZM134 246V247H133ZM144 246V247H143ZM154 246V247H153ZM156 246L157 247H159V248H156ZM167 246H169V247H167ZM173 246L177 249V251L175 250V248H174V250H173ZM182 246V248L181 249H179L180 247ZM186 248H185V247ZM216 247V248H214L213 249V247ZM222 246V247H221ZM225 248H224V247ZM239 246V247H238ZM261 246V247H260ZM4 247H6V250H8L7 248H9L10 250H8V252H6V250L4 249ZM118 247V248H117ZM123 247H124V249L125 250H123V252H122V254H118V253H120L122 250L121 249H123ZM126 247H128V250H126L127 248ZM131 247V248H130ZM145 247H148V248H146V251H145ZM163 247L165 248V250L166 251H163L164 249H163ZM201 247V248H200ZM243 247L245 248L244 249V251H243ZM263 247V248H262ZM132 248H133V250H132ZM150 248V250L147 252V249H149ZM183 248H184V250H183ZM194 248V249H193ZM196 248V249H195ZM200 249V251H199V249ZM203 248V249H202ZM205 248V249H204ZM208 248H210L209 250H208ZM232 248H233V252H232ZM234 248H235V251H234ZM242 248V249H241ZM255 248V249H254ZM260 248V249H259ZM5 251H4V250ZM29 249V250H28ZM156 249H158L159 250V252L157 253V251H156ZM160 249H163V250H160ZM170 249V250H169ZM187 249H189L188 251H187ZM191 249V250H190ZM198 249V250H197ZM202 249V250H201ZM207 249V250H206ZM221 249V250H220ZM238 249H240V250H238ZM247 249H248V251H247ZM256 249H258V250H256ZM120 250V251H119ZM142 250H144L143 252H142ZM151 250H152V252L154 251H156L155 253L153 252V254L151 253ZM186 250V251H185ZM261 250H262V252H261ZM3 251V252H2ZM10 251H12L13 253L16 251V253H14V254H16V255H13V258H12V253L10 252ZM20 251V252H19ZM34 251V252H33ZM132 251V252H131ZM160 251H161V253H162V251L163 252H167V251H173L172 253L170 252V254H171V256H170V254L167 252L166 254L165 253H162V255L161 254H159L160 253ZM177 253H176V252ZM181 251V252H180ZM183 251H185L183 254H181ZM223 251V252H222ZM237 251V252H236ZM240 251H243V254H242V252H240ZM256 252L255 254H254V252ZM260 251V252H259ZM30 254H32V255H30ZM32 252V253H31ZM36 252V253H35ZM108 252H109V255H108ZM125 252V253H124ZM139 252H141V254L139 253ZM146 253V255L147 256H143L142 255V253ZM186 252H188V253H186ZM237 253V255H239L238 257L237 256H234V255H236V254H233V253ZM240 252V253H239ZM250 252V253H249ZM10 253V254H9ZM33 253H35L36 254V256H35V254H33ZM110 253H111V255H110ZM115 253H117V255H119L117 258H116V254ZM144 253V254H145ZM150 253V254H149ZM175 255H174V254ZM180 253V254H179ZM239 253V254H238ZM249 253V254H248ZM251 253H252V255H251ZM260 253H261V255H260ZM20 254V255H19ZM21 254H23V255H21ZM28 254H29V257H27L28 256ZM113 254H115L116 256L114 257V255ZM128 256V257H130V260H129V258L126 256V255ZM156 254H158V256L156 255ZM163 254H165V255H163ZM172 254H173V256H172ZM177 254H179L180 255V258L182 257V259H180L179 258V256L178 257H175L174 258V256H177ZM187 254V255H186ZM240 254H242V256L240 255ZM11 255V256H10ZM19 255V256H18ZM121 255V256H120ZM125 255V256H124ZM135 255H137L138 257L141 255V257H137L136 258V260L134 259L135 258ZM152 255V256H151ZM182 255V256H181ZM201 255V256H200ZM203 255V256H202ZM206 255V256H205ZM232 255V256H231ZM248 255V256H247ZM257 255V256H256ZM263 255V256H262ZM14 256H16V257H14ZM38 256H42V257H40V259H38L37 257ZM111 256H112V259H110L111 258ZM132 256V257H131ZM142 256L144 257V258H142ZM151 256V257H150ZM153 256H154V259L155 258H157L156 260H159V262L157 261H154V259H153ZM164 256H166L165 258L162 257ZM247 258H246V257ZM250 256H252V257H250ZM20 257V258H19ZM23 257V258H22ZM123 257V258H122ZM124 257H127V258H125L126 260H124ZM148 258L146 261H144V259L145 258ZM150 257V258H149ZM160 257H161V259H160ZM232 257V258H231ZM236 257H237V259H236ZM243 257V258H242ZM244 257L246 258V259H244ZM258 257V258H257ZM35 258V259H34ZM44 260H42V259ZM107 258V259H106ZM115 258V259H114ZM159 258V259H158ZM172 258V259H171ZM174 258V259H173ZM177 258H179L178 260L180 261V262H178V260H177ZM238 258H240V259H238ZM36 259H38V260H40V262H38V260H36ZM50 259H52L51 261H48V260H50ZM114 259V262H112V260ZM117 259V260H116ZM132 259V260H131ZM135 261H134V260ZM142 259V260H141ZM149 259H151V261L149 262L148 260ZM184 259V260H183ZM243 259H244V263L242 262L241 263V261H243ZM250 259L252 260V261H250ZM254 259V260H253ZM256 259V260H255ZM258 259V260H257ZM47 260V261H46ZM103 260H105V261H103ZM109 260L111 261V262H109ZM137 260H139V261H137ZM141 260V261H140ZM161 260H163V261H161ZM166 260V261H165ZM172 260L174 261V262H176V263H174V262H172ZM181 260H183V261H181ZM248 261V262H246V261ZM260 260H262V261H260ZM14 261H16L15 263H14ZM37 261V262H36ZM124 261V262H123ZM129 261V262H128ZM134 261V262H133ZM148 261V263H146ZM47 262V263H46ZM48 262H50V263H48ZM105 262V263H104ZM156 262V263H155ZM255 262V263H254ZM1 264V263H0Z\"/></svg>",
    "mask_w": 264,
    "mask_h": 264
}]
</instances>
